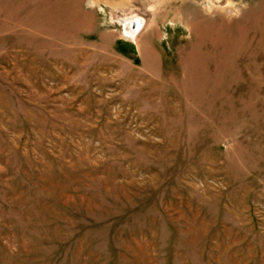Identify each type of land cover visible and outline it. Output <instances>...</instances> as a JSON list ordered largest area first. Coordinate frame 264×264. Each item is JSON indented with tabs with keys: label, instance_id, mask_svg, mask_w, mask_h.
<instances>
[{
	"label": "rangeland",
	"instance_id": "374dc122",
	"mask_svg": "<svg viewBox=\"0 0 264 264\" xmlns=\"http://www.w3.org/2000/svg\"><path fill=\"white\" fill-rule=\"evenodd\" d=\"M0 264H264V0H0Z\"/></svg>",
	"mask_w": 264,
	"mask_h": 264
},
{
	"label": "bare ground",
	"instance_id": "6f19581e",
	"mask_svg": "<svg viewBox=\"0 0 264 264\" xmlns=\"http://www.w3.org/2000/svg\"><path fill=\"white\" fill-rule=\"evenodd\" d=\"M134 18H137V17H132V18H130V19H128V20H132V19H134ZM137 22H139L138 24H137V26L134 28L133 26L134 25H130L131 27H130V29L128 30V27H127V34L128 35H132L133 37V39L134 40H136L137 39V36H138V32H139V30H140V27H142L143 26V22H141V21H137ZM133 27V28H132Z\"/></svg>",
	"mask_w": 264,
	"mask_h": 264
},
{
	"label": "water",
	"instance_id": "95a60500",
	"mask_svg": "<svg viewBox=\"0 0 264 264\" xmlns=\"http://www.w3.org/2000/svg\"><path fill=\"white\" fill-rule=\"evenodd\" d=\"M137 26V24L136 25H134L133 27L135 28Z\"/></svg>",
	"mask_w": 264,
	"mask_h": 264
}]
</instances>
